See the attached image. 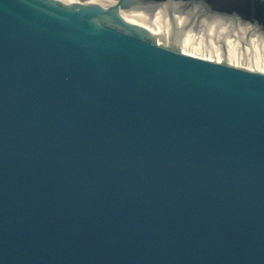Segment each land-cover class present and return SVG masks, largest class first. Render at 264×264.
Wrapping results in <instances>:
<instances>
[{"label": "water", "instance_id": "water-1", "mask_svg": "<svg viewBox=\"0 0 264 264\" xmlns=\"http://www.w3.org/2000/svg\"><path fill=\"white\" fill-rule=\"evenodd\" d=\"M213 23L264 0H0V264H264V74L178 49Z\"/></svg>", "mask_w": 264, "mask_h": 264}, {"label": "rangeland", "instance_id": "rangeland-1", "mask_svg": "<svg viewBox=\"0 0 264 264\" xmlns=\"http://www.w3.org/2000/svg\"><path fill=\"white\" fill-rule=\"evenodd\" d=\"M60 1H64V3L66 4H70V3L94 4L95 0H60ZM104 1L105 0H99L98 4L103 5ZM110 1L113 2L116 0H110ZM122 16L123 18H126L129 22L132 19H134V16H136L139 26L149 30L152 34H154L157 37L156 42L158 45L163 47L169 46L168 38H166L165 40H161L160 33L163 32L165 35H168L170 37L171 35L170 22L166 23L164 19H158V21H160L161 23H157V22L148 23L149 18L139 13H135L133 15L123 14ZM165 17L168 18L166 15ZM209 25L215 28H212ZM180 29L182 28L180 27ZM178 30L179 29H177V31ZM182 33L184 35L185 33L186 34L189 33L193 36L190 35L191 37L190 40H188V42H186L185 44L182 43L178 44V49L180 53L187 56L207 60L210 62L223 63L235 68L264 74V67H262V65H264L262 64L264 63V35H262V33L255 34L253 36H248L247 33L243 30L240 31L231 30L229 26L226 25L216 26L214 24L213 25L201 24L197 26L193 25L187 28V30L183 31ZM182 33H179L181 34L179 40L180 38L181 39L183 38ZM192 42L196 45H193ZM218 46H220V51L224 52V54H226L227 51L229 50L230 53L238 56L237 58L238 60L233 59L234 61H232L230 57L226 58L222 56L221 52L218 49ZM200 47L215 48L214 51L218 52L217 53L218 57L214 55L212 56V54H207L205 52H202V49H200ZM253 60L254 62L256 63L258 62L260 64L254 63Z\"/></svg>", "mask_w": 264, "mask_h": 264}, {"label": "bare ground", "instance_id": "bare-ground-1", "mask_svg": "<svg viewBox=\"0 0 264 264\" xmlns=\"http://www.w3.org/2000/svg\"><path fill=\"white\" fill-rule=\"evenodd\" d=\"M58 1H60V0H58ZM110 0H105L104 1V4L103 5H110V4H112L113 2L112 1H110ZM61 2H63L64 3V1H61ZM99 3V0H95L94 1V4H98ZM137 13H139V14H142V15H145V16H147L148 18H149V22L148 23H151V22H153V23H155V22H157V23H161L160 21H158V19H164L165 20V22L166 23H168L169 22V19L168 18H166L165 17V15L162 13V12H157V13H155V14H153L152 16H150L149 14H147V13H143V12H137ZM133 14H135V13H131V14H129V15H133ZM154 19H156V20H154ZM138 20L136 19V16H134V19H132L130 22L131 23H134V24H137V25H139L138 24V22H137ZM177 29H179L178 30V32H180L182 29H180V27L181 28H183V26H184V24H185V19H182V18H178L177 19ZM214 25H216V26H220V24L219 23H213ZM212 24V25H213ZM210 27H212L211 25H209ZM212 28H215V27H212ZM222 29V28H221ZM170 30H171V24H170ZM170 30H169V33H170ZM243 31H245L246 33L248 32L247 30H243ZM183 34V33H182ZM181 35V34H180ZM190 35L191 34H186L185 33V35L183 34L182 35V39L180 38V40H178V44L179 43H182V44H185L186 42H188V40H190ZM191 36H193V35H191ZM160 38L162 39V40H165L166 38H168V40H169V36L168 35H165L163 32H161L160 33ZM197 40V39H196ZM195 41V40H194ZM193 43V42H192ZM193 45H196V44H194L193 43ZM213 48V47H212ZM211 47L209 48V47H200V49H202V52H205V53H207V54H212V56L214 55V56H216V57H218V52H216V51H214V49L215 48H213L212 49ZM218 49H219V51H220V46H218ZM217 49V50H218ZM221 52V51H220ZM221 54H222V56H224V57H230V59L232 60V61H234L233 59H237L238 58V56H236L235 54H232V53H230V51L228 50L227 51V53L226 54H224V52H221ZM211 56V57H212ZM238 60V59H237ZM252 61V60H251ZM240 62V61H239ZM253 62H254V60H253ZM238 63V62H237ZM254 63H256V62H254ZM258 63V62H257ZM256 63V64H257ZM258 64H260V63H258ZM262 64H264V63H262ZM262 67H264V65H262Z\"/></svg>", "mask_w": 264, "mask_h": 264}]
</instances>
